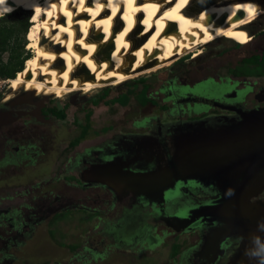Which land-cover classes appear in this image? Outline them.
<instances>
[{
	"label": "flooded vegetation",
	"instance_id": "flooded-vegetation-1",
	"mask_svg": "<svg viewBox=\"0 0 264 264\" xmlns=\"http://www.w3.org/2000/svg\"><path fill=\"white\" fill-rule=\"evenodd\" d=\"M257 1L264 11V0ZM259 1H263L262 4ZM263 17L264 12L245 26L244 29L251 37L249 41L246 42L236 37L237 35L232 36L237 38L239 44L232 43L224 49L225 53L229 52L231 53L229 55H235L237 58L236 62H229L227 74H218L216 77L206 71L202 77L189 83L192 76L190 75L182 80V85L176 90L174 83L170 81L168 84L165 83L171 90L162 92L160 100L154 97V100L160 101L156 114L145 113L131 123L132 118L127 120L122 126L128 128L124 132L118 131V126L110 120L108 124L94 129L91 124L82 125L77 119L69 125L64 119L59 118L62 109H57L55 105L47 106L42 97L34 99L31 108L17 109L14 106L16 103L29 102L16 101L26 95V92L9 102L4 100L3 106H0V122L4 120L0 125V134L6 144L1 153L0 170L11 168L19 175L36 173L42 176L66 177V181L76 177L80 189H95L94 202L103 201L104 204H108V209L114 213V216L108 219L102 217L100 215L102 210L91 209L80 199L68 194H58L53 199L42 196L41 203L27 206L26 213L17 209L12 210L11 207L0 208V264H20V250L27 239L35 234L37 228L44 222L52 224L55 218L72 209L86 210L88 213L90 210L96 212L98 220L90 234L93 235L97 225H101L85 244L75 249L66 247L64 243L55 242L56 248L73 253V257L81 261L80 264H86L92 258L97 264H103L104 260L118 257L120 250L127 256L144 257L147 253L143 251L158 246V241L166 240L164 237L167 235L184 239L179 243L180 249L175 252L172 264H230L229 258L240 245V238L228 240L227 245L223 243L221 246L223 252L218 258H214L219 250L207 251L202 247L204 237L212 226L211 221L201 227H198L197 222L188 229L178 231L177 227L179 228L180 225L175 223L174 218H169L182 210L216 198V194L211 190L188 185L181 193L177 189L175 197H172L175 199H170L160 208L143 203L131 192H115L107 184L96 181L84 183L81 177L85 174L104 177L105 174H112L114 170L117 171L120 166L125 165L132 167L141 165L148 170L154 163L156 166L159 163L164 165L165 161H169L174 156L175 137L181 129L199 126L217 128L238 122L245 112L264 109ZM0 100H2L1 95ZM38 100H43L42 106L35 103ZM63 110L65 112V109ZM92 114L88 117L91 118ZM60 133L66 134L63 139L66 144L55 149L57 165L42 158L38 162L41 167L36 169L37 165H34V161L46 151L43 144L47 145L50 141L55 144ZM82 143H84L83 147L78 149L77 147ZM25 159L33 165L26 169L18 168V164ZM43 164L47 166L42 167ZM44 193L48 191L45 190ZM94 219L95 216H86L82 224L85 225ZM155 222H161L163 228L154 236L151 231L155 233L153 228H159L154 224ZM49 234L52 238L56 237L52 231ZM97 236L101 237L99 242L103 245L102 249L91 246ZM115 250L118 252H113ZM28 253L25 252L26 257ZM89 254L92 255L90 259H88ZM35 262L31 263L35 264ZM55 262L61 264L58 260ZM131 263L130 258L127 264Z\"/></svg>",
	"mask_w": 264,
	"mask_h": 264
},
{
	"label": "bare ground",
	"instance_id": "bare-ground-1",
	"mask_svg": "<svg viewBox=\"0 0 264 264\" xmlns=\"http://www.w3.org/2000/svg\"><path fill=\"white\" fill-rule=\"evenodd\" d=\"M192 1L8 0V13L36 9L28 43L34 54L9 79L11 88L34 93L16 101L117 86L228 35L249 41L245 26L264 12L257 0L190 8Z\"/></svg>",
	"mask_w": 264,
	"mask_h": 264
},
{
	"label": "rangeland",
	"instance_id": "rangeland-1",
	"mask_svg": "<svg viewBox=\"0 0 264 264\" xmlns=\"http://www.w3.org/2000/svg\"><path fill=\"white\" fill-rule=\"evenodd\" d=\"M226 1L232 0H193L190 8L202 7L210 3H223ZM35 12L36 9L22 6L15 12L8 13L6 16L0 18V26H10L16 21L23 22V24L20 23V25H16L18 31L12 35V38L8 41L9 50L3 51L0 56V60L4 63L9 61L12 57L11 50L15 47L19 48L22 42L25 43L23 49L24 55L26 52L31 53V56L34 54L33 50L29 48L28 43L32 40L33 36L30 26L34 23ZM25 25L28 26V32H26V34L23 32L20 33L21 28ZM28 33H30V35H28ZM232 36L234 35H228L204 46H199L195 49L196 51L193 50V52L184 54L169 66L132 78L117 86L96 88L90 92H73L63 97L56 96L55 94L47 96L39 94V97H42L44 101H46L45 104H47V106L54 107L55 105L57 109H65L66 117L64 118V121L69 125H72V122L77 119L81 121L80 123H82V125H86V123H88V125L91 124L94 129L108 124L110 120L118 126V131L124 132L125 129L128 128H123L122 126L125 125L127 120L132 118L130 121L131 123L132 120L143 116L145 113L156 114V108L159 107L160 101L158 102L157 100H154V97L160 100L159 97L163 95L162 92H168L171 90V88L167 87L165 83H174L177 87H175L174 90H176L182 85V80L187 79L190 75L192 76L189 83L194 79L197 80L202 77L206 71L211 72L216 77H218V74H227L229 62L234 63L237 58L235 55H229L231 54L229 52L225 53L224 49L228 48L232 43L239 44L237 38ZM200 50L202 53L195 57L194 54L198 53ZM24 65L26 66L25 62ZM175 72L177 73L175 74ZM171 76L173 78H171ZM168 78L170 79L165 81ZM9 79L10 78L0 76V95L2 96L0 106H3L4 100L9 102L10 100L21 96L24 92L29 91L28 87L19 90L11 88ZM262 83L264 84V81ZM29 92L34 93V91ZM34 99L36 98L33 97V100L27 98L19 100L30 102L16 103L14 106L17 109L31 108L33 104L31 102H34ZM48 99L51 101L47 102L49 101ZM35 103L42 106L43 100H38ZM140 111L141 113H139ZM91 113L93 114L90 118L88 115ZM65 135L66 134L60 133V137L58 136V140L56 139L55 144L53 141H50L47 145L43 144L46 151L44 155L38 156V159L34 161V165H37L36 169L41 167V165H38V162L41 161L42 158H46L51 164L57 165V163H55V149L66 144L63 140ZM1 136L2 135L0 134V159L2 157L1 153L6 144L4 138L2 139ZM83 145L84 143L77 148L80 149ZM10 155L12 156L13 154ZM32 165L31 162H27L25 159L20 162L17 167L26 169ZM46 166L47 164L42 165V167ZM9 167L10 166H8V168ZM66 180V177L42 176L36 173L19 175L11 168L3 171L0 170V208L11 207L12 210L17 209L20 212L23 211V213H26L28 211L27 206H33L36 203L40 204L42 196H48L49 199H53L54 196L58 194H68L76 199H80L85 206H88L91 209L102 210L100 212L102 217L108 219L109 217L114 216V213H111V210L108 209V204H104L103 201L94 202V197L96 196L95 189L83 190L80 189V185L77 183L76 179H70V181ZM45 190H47L48 193L45 194ZM259 198L264 199V193L261 194ZM86 216H95V219L94 221L83 225L82 223L85 221ZM96 218L97 214L93 210H90L88 213L86 210L72 209L68 210L63 215H59L55 218V221L52 224L50 222H44L37 228L35 234L30 236V238L27 239V242L23 244V248L20 250L21 261L19 263L26 264L36 261L35 264H43L45 261V264H56L55 261L58 260L61 264H80L81 261L76 257H73V253H69L64 249L59 250L56 248L57 246L55 242L57 241V243L61 244L64 243L66 247H71V249L80 247L81 244H85L92 235L90 233L92 227L96 226L95 223H97L98 220ZM154 224L159 227L157 229L153 228L155 233L151 231V234L155 236L163 226H161V222H155ZM97 226L98 227L94 230L95 232L101 228V225ZM51 231L55 234V238L50 236L49 233ZM164 238L166 240H163L162 242L158 241V246L143 251L147 253L144 257L140 255H137V257L127 256L120 250L119 252L121 253L118 257H113L111 260H104L103 264H127L130 258L132 259L131 264H172L175 254L174 252L180 249L181 244L179 243L183 242L184 239H181V237L172 238V235H167ZM100 239L101 237L99 236H97V241L92 239L93 244H91V246H97V248L102 249L103 245L102 243L100 244ZM38 250L40 252H37ZM25 252H29L28 257L25 256ZM113 252L118 251L115 250ZM90 258H92L91 254L88 255V259ZM94 260L95 259L92 258V260L86 264H97Z\"/></svg>",
	"mask_w": 264,
	"mask_h": 264
},
{
	"label": "water",
	"instance_id": "water-1",
	"mask_svg": "<svg viewBox=\"0 0 264 264\" xmlns=\"http://www.w3.org/2000/svg\"><path fill=\"white\" fill-rule=\"evenodd\" d=\"M174 145V156L164 165L154 163L149 170L125 165L104 177L85 174L81 180L107 184L119 193L131 192L143 203L160 208L175 199L177 189L180 193L188 185L209 189L216 198L169 218L180 225L178 231L211 221L202 244L205 250H219L214 257L218 258L223 243L240 238L230 264H256L245 250L252 246L253 237L264 241L259 228L264 222V199L259 198L264 193V109L245 112L238 122L217 128H183Z\"/></svg>",
	"mask_w": 264,
	"mask_h": 264
},
{
	"label": "trees",
	"instance_id": "trees-1",
	"mask_svg": "<svg viewBox=\"0 0 264 264\" xmlns=\"http://www.w3.org/2000/svg\"><path fill=\"white\" fill-rule=\"evenodd\" d=\"M21 22L16 21L13 23V25L10 26H0V56L3 51L9 50V40L12 38V35H14L18 29H16V25H20ZM23 24V22L21 23ZM31 28V26H30ZM28 29V26L25 25L23 28H21V32L26 34ZM30 35V33H28ZM30 42V41H29ZM24 42L20 44L19 48L15 47L14 49L11 50L12 57L9 59L7 62H3L0 60V76L1 77H6V78H14L19 71L24 69L25 64L31 57V53L26 52L24 55ZM66 117V113L64 110H60L59 113V118L64 119ZM71 179H76V177H71ZM178 251H176L177 253ZM175 253V252H174Z\"/></svg>",
	"mask_w": 264,
	"mask_h": 264
},
{
	"label": "clouds",
	"instance_id": "clouds-1",
	"mask_svg": "<svg viewBox=\"0 0 264 264\" xmlns=\"http://www.w3.org/2000/svg\"><path fill=\"white\" fill-rule=\"evenodd\" d=\"M99 8L100 5L98 4ZM14 9L9 5L8 0H0V15L13 11ZM39 87V85H37ZM259 228L264 231V222L259 225ZM245 255L250 260H255L256 264H264V241L253 237L252 246L245 250Z\"/></svg>",
	"mask_w": 264,
	"mask_h": 264
},
{
	"label": "snow or ice",
	"instance_id": "snow-or-ice-1",
	"mask_svg": "<svg viewBox=\"0 0 264 264\" xmlns=\"http://www.w3.org/2000/svg\"><path fill=\"white\" fill-rule=\"evenodd\" d=\"M37 11H39V10H37ZM254 11H255V10H254L253 8L249 7V8H248L249 16H251V15L254 13ZM166 15H167V14H166ZM143 23L147 24L148 21L145 20V21H143ZM105 31H107V29H105ZM241 35H242V34H241Z\"/></svg>",
	"mask_w": 264,
	"mask_h": 264
}]
</instances>
